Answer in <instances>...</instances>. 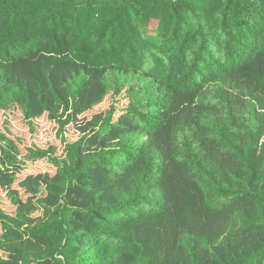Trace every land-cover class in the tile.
I'll use <instances>...</instances> for the list:
<instances>
[{
	"label": "trees",
	"instance_id": "obj_1",
	"mask_svg": "<svg viewBox=\"0 0 264 264\" xmlns=\"http://www.w3.org/2000/svg\"><path fill=\"white\" fill-rule=\"evenodd\" d=\"M0 190V264H264V0H0Z\"/></svg>",
	"mask_w": 264,
	"mask_h": 264
},
{
	"label": "rangeland",
	"instance_id": "obj_2",
	"mask_svg": "<svg viewBox=\"0 0 264 264\" xmlns=\"http://www.w3.org/2000/svg\"><path fill=\"white\" fill-rule=\"evenodd\" d=\"M105 106H101V109H104ZM89 116L85 115L83 117L84 119H88ZM7 122H9L10 125V131L12 132V135L14 137H20L22 135V125L20 122H17L15 120H9L7 118ZM20 133V134H19ZM74 134V129L73 128H68L67 135L71 140H75L77 138H71ZM77 135V134H75ZM29 143L36 144L37 146L41 148H47L49 145H53L57 148L58 154L61 152L60 148V142L55 138V131H54V125L52 123H39V125H36L35 132L32 133L30 136L27 137ZM34 167V166H33ZM54 168L49 165V163L46 162H40L36 165L35 168L30 169L27 173L31 174H39V173H48L51 175V171ZM12 189L15 191H18V194L22 200L25 201L26 195L23 194V190L19 189L16 184L12 185ZM0 200H1V207L4 210H7L9 213H11V207L9 205V200L5 197V193L3 190H0Z\"/></svg>",
	"mask_w": 264,
	"mask_h": 264
}]
</instances>
